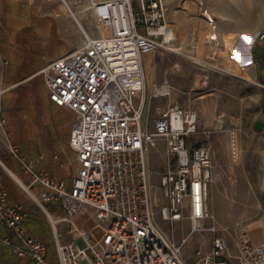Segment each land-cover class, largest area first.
<instances>
[{"label": "built area", "instance_id": "obj_1", "mask_svg": "<svg viewBox=\"0 0 264 264\" xmlns=\"http://www.w3.org/2000/svg\"><path fill=\"white\" fill-rule=\"evenodd\" d=\"M193 2L200 12L204 0ZM85 11H90L95 34L80 25L78 46L38 71L49 101L74 114L68 146L78 162L76 174L68 184L37 170L14 146L9 149L30 175L31 185L44 188L43 201L62 208L56 222L49 220L57 264H187L182 247L188 236L171 240L156 214L170 223L187 219L189 234L203 229L209 216L206 200L213 150L193 140L197 111L177 103L159 112L151 130L146 128L149 98L169 94H160L154 84L149 95L143 65L145 54L175 38L165 0H94ZM70 16L75 18V13ZM254 39L263 41L264 30ZM209 40L216 43V35ZM0 123L5 119L0 118ZM160 143L174 166L160 174L158 195L152 190L150 153L159 151ZM230 150L236 157L234 133ZM6 196L1 187L0 227L11 229L14 237L0 234V243L34 264H50L45 241L23 227L27 212L8 203ZM82 214L94 220L90 231L76 224ZM59 223L69 225L71 239L60 240ZM235 247L237 264H264V235L255 240L244 227ZM226 249L223 237L213 235L210 249H197L195 256L203 264H234L225 257Z\"/></svg>", "mask_w": 264, "mask_h": 264}, {"label": "rangeland", "instance_id": "obj_2", "mask_svg": "<svg viewBox=\"0 0 264 264\" xmlns=\"http://www.w3.org/2000/svg\"><path fill=\"white\" fill-rule=\"evenodd\" d=\"M70 1L74 6L80 5L76 9L81 12L76 16L80 17L79 21L87 31L92 32V35L95 34L94 21L90 11L84 10L92 1ZM168 1V13L170 18L172 17V25L175 30V38L168 44L178 47L181 43H185L184 45H187V48L190 49V44L184 41L185 35H183V31L178 25V22L182 21L180 18L188 16V14L180 8V0ZM260 1L257 0L254 3L252 16L248 20V27L257 22L261 9ZM33 4L38 5L40 10L38 18H32L34 23L41 20L45 23L47 17L65 15L60 11V5L62 4L60 0H37ZM174 6L177 8H174ZM68 16L73 19L70 14ZM196 18L200 19L203 26L210 28L214 33L209 19L203 16H196ZM77 28L79 30L78 40H81L82 32L78 25ZM193 31L196 30L192 29ZM227 34L238 35L233 32ZM239 36L241 40L240 52H245L250 44L251 65L253 35L242 30ZM7 37L9 38L10 35H7ZM18 38L23 43L22 51L26 56L34 58L35 56L44 57L47 55L48 43L46 37H26L20 33ZM203 46L204 44L199 47ZM217 46H222L220 41H218ZM63 51H58L56 57L62 54ZM195 53L208 61L219 63V60L213 55V50L197 48ZM146 60L145 70L149 82L147 86L149 87L150 84V88L153 89L154 84H163L165 80L171 86L170 94L149 98L150 105L145 114L146 128L151 130L153 121L159 112L167 108L168 105L177 103L187 109L197 111L199 122L193 140L209 144L213 150L212 182L209 185L206 200L210 210L208 218L204 221L203 229L189 234L190 222L187 219L176 223L162 221L157 211L158 224L173 241L179 242L182 237L188 236L182 247L183 258L187 264H203L202 261L196 258L195 251L197 249L208 251L213 235L223 237L227 246L225 257L230 262L237 264L239 255L235 247V241L238 235L244 227L252 237L255 234L260 235L261 230L258 229V224L261 220L264 221V142L260 130L256 126L261 120H264V88L260 84L256 85L221 72H215L208 66H202L186 56L178 55L165 48H160L154 53L146 55ZM175 64H177V67H174ZM252 76L254 80L259 82L254 74ZM20 88L14 94L8 92L4 96V105L22 108V114H11L10 117H13L16 122H20L22 126L26 122L29 124L32 122L36 129L37 142L25 144L23 141L26 133L20 126L16 137L23 145L22 148L16 147L18 155L26 158L28 155L30 160L36 158L38 163L36 165L34 162V166L40 171L48 167L47 162L54 159V154H63L72 161L73 152L68 146L67 139L71 123L74 120L73 112L69 108L58 106L48 100L42 74H38L30 82H24L20 85ZM203 99L208 100L210 105V122L206 127L204 126ZM220 115L221 118H219ZM217 118L223 120L222 129L219 130ZM231 128L236 129L237 140H239L240 154L237 162H233L229 156L228 130ZM158 150L150 153V178L152 190L160 195L158 190L160 174L169 166L173 167L174 164L168 163L162 143L158 146ZM41 154L43 155L42 158L40 157ZM34 185L42 188L39 195L35 194L44 206L41 197L44 188L39 184ZM44 208L46 209L45 206ZM212 211L215 219L210 218ZM41 213L43 221L48 227L47 216H45V212ZM59 216L55 214L53 220L57 221ZM76 224L86 231H90L93 228L94 220L87 215H83L76 220ZM57 227L62 242L71 239V229L68 224L59 223ZM256 227L258 228L256 229ZM254 229H256V232H253ZM48 231L52 240L53 236L49 227ZM48 244V262L57 264L54 245L51 244L50 240Z\"/></svg>", "mask_w": 264, "mask_h": 264}, {"label": "crops", "instance_id": "obj_3", "mask_svg": "<svg viewBox=\"0 0 264 264\" xmlns=\"http://www.w3.org/2000/svg\"><path fill=\"white\" fill-rule=\"evenodd\" d=\"M35 1L37 0H0V118L5 119L4 124L0 123V189L2 187L6 190L8 203L18 204L27 212V217L23 222L26 233L44 240L47 244L49 254L48 241L50 240L51 244H53V238L52 240L50 239L48 231V227L51 231L50 219H48L49 216L40 206L38 202L39 198H37V201L28 193L31 190L39 195L42 188L31 185L30 175L22 169L18 159L9 149V146H14L16 151H18L16 147L22 148L23 144L17 140L16 137L17 130L20 129L22 125L20 122H16L10 115L22 114L23 111L19 106L4 105L3 98L8 92L14 94L15 91H19L21 89V84L30 82L32 78H35L38 75V71L56 57L58 51L64 50L62 53H65L67 50H72L78 46L80 40H78V24L76 25L74 18L72 19L67 15L61 17H47L45 20L46 24L42 20L36 23L32 22V18H38L40 12L39 6L33 4ZM256 1L257 0H204L202 10L199 12L200 15L198 16H203L211 21L214 29L213 35H216L217 40L216 43L213 41L209 43L207 41H194L193 46L195 49H209V44L214 47H219L217 43L218 41L221 42L220 38L222 33L233 32L239 35L240 31L243 30L253 35L251 47L252 63L249 68L251 74H254L255 77L259 79V84L264 88V40L256 41L254 39L256 33L264 30V0L260 1L261 9L257 22L248 27V20L252 16L254 3ZM168 2V0H165L166 5ZM179 3H181L180 8L184 10L186 0H180ZM174 8L177 7L174 6ZM4 10H6V12H4ZM57 16H59V14H57ZM167 16L168 21L172 23V17L170 18L168 12ZM82 25L83 24H81V26ZM193 32L191 30L192 34ZM20 33L26 37H46L48 43L47 55L44 57L35 56L34 58L26 56L22 51L23 43L19 41L18 38V34ZM192 34H190V37ZM7 35H10V37L8 38ZM203 44V47H199ZM146 55L148 54H145L143 57L144 70L146 69ZM146 73L145 70L146 82L149 83ZM158 85L161 86L163 84ZM45 91L47 95V90ZM151 92L152 89L149 84V95ZM149 105L150 102L146 108V113L149 109ZM221 117L220 115L219 118ZM220 121L222 124L223 120L221 119ZM256 126L257 129L260 130L261 138L264 142V120H261ZM22 128L26 133L23 142L27 145L36 143V129L32 122L30 124L26 122ZM40 157L42 158L43 156ZM53 158L54 159L47 162L48 167L42 171L48 172L50 176L56 179L64 178L69 184L71 177L76 174L78 169V162L75 158V154L73 153L72 161L63 154H57V157L53 156ZM26 159L33 163L35 162L36 165L38 163L36 158H31L30 160L28 155ZM29 185L31 186L28 191L26 190V186ZM50 206L51 209L48 210L46 208V210L47 212H52L51 214L53 217L55 214H62V208L57 203L50 202ZM41 212H45L44 214L47 216L48 227L43 221ZM83 215L86 214L80 215L77 219L81 218ZM261 223L264 225V221L261 220ZM2 232H4V228L0 227V234H2ZM261 234L264 235V229H262ZM261 234H255L253 238L255 240H260L263 237ZM0 264L34 263L27 256H16L9 247L0 243Z\"/></svg>", "mask_w": 264, "mask_h": 264}, {"label": "bare ground", "instance_id": "obj_4", "mask_svg": "<svg viewBox=\"0 0 264 264\" xmlns=\"http://www.w3.org/2000/svg\"><path fill=\"white\" fill-rule=\"evenodd\" d=\"M91 1L93 2L94 0H91ZM61 3L62 4L60 5V11H62V13L67 15V16L69 14H71V12H74L75 13L74 20L76 21V23L80 27L81 24L78 23V20L80 17L76 16L78 13L81 12L80 10L76 9V8H79L80 5L78 4L77 6H74V4H72V2L70 0H67L66 2L61 1ZM87 7H85L84 10H86ZM184 10L188 14V16L180 18V19H182V21L181 22L179 21L178 25H180L181 31H183V35H185L184 41H187L188 44H190V49L187 48V45H184L185 43L184 44L179 43L180 45L178 47H175V46L169 45L168 44L169 42L164 44L162 46V48H165L166 50L173 51L174 53H176L178 55L186 56L189 59H192L193 61H195L196 63H199L202 66H208L211 70H213L215 72H221V73L227 74L229 76H232L236 79L247 81V82L259 85V82H257L256 80L253 79V76H252V74L250 72V68H249L250 67L249 66L250 61H251L250 60V52H249L250 46L247 48V50H245V52H240L239 47L241 45L240 44L241 40H240L239 35L234 36V35H230L227 33H222L221 38H220L222 47H214L213 45L209 44V49L213 50V55L217 58V60H219V63H214V62L206 60L204 57L197 56L195 53V48L193 46V42L194 41H204V42L207 41L208 43L212 42L209 40V38L211 36H213V33H212V30L210 28H208V27L206 28L203 26V23L201 22L200 19L196 18V16L200 15V13L198 12V7L195 5L193 0H186ZM194 15H196V16H194ZM172 27H173V25H172ZM192 29L196 30L193 32V34L191 33ZM174 34H175V32H174ZM190 34H192L191 37H190ZM187 36H188V38H186ZM209 58H212V57H209ZM174 67H177V64H175ZM156 86H157V90L159 91L160 94H163V95L167 94V93L170 94V92H171V86L166 81H165V83H163V85L160 86V85L156 84ZM152 91H153V89H152ZM202 107H203V112L205 115L204 126L206 127L210 122V117H209L210 105H209L208 100L203 99ZM219 127H220L219 129H222L220 120H219ZM231 133L235 134V141H236V146H237V156L236 157L232 156V153L230 150ZM228 138H229L228 141H229L230 159L233 162H237L239 160L240 146L238 144L239 140H237V133H236L235 128H231L228 130ZM28 193L38 201L37 195L35 194V192L30 190ZM206 207H207V211L209 212L210 209H209L208 205H206ZM47 215L49 216L50 221H54L53 216L50 212H47ZM210 218L215 219V217L213 215V211H212V215L210 214ZM258 225H259L258 226L259 228L256 227V229L258 228L262 231V229H264V225H262L261 221L259 222ZM256 229H254L255 231L253 230V232H256ZM79 230H81V228H79ZM260 230H258V231H260ZM248 234H249V232H248Z\"/></svg>", "mask_w": 264, "mask_h": 264}, {"label": "trees", "instance_id": "obj_5", "mask_svg": "<svg viewBox=\"0 0 264 264\" xmlns=\"http://www.w3.org/2000/svg\"><path fill=\"white\" fill-rule=\"evenodd\" d=\"M44 206L50 210L51 209V206H50V202L48 201H44ZM55 218V217H54ZM56 221V220H55ZM4 228V232H2V235H7V236H10V237H14V233L11 229H8L6 227H3Z\"/></svg>", "mask_w": 264, "mask_h": 264}, {"label": "water", "instance_id": "obj_6", "mask_svg": "<svg viewBox=\"0 0 264 264\" xmlns=\"http://www.w3.org/2000/svg\"><path fill=\"white\" fill-rule=\"evenodd\" d=\"M26 190H28V189L26 188ZM38 202H39L40 206L42 207V209L44 210L45 208H44V206L42 205V203H40V201H38Z\"/></svg>", "mask_w": 264, "mask_h": 264}]
</instances>
